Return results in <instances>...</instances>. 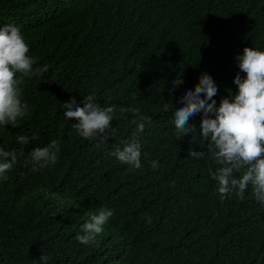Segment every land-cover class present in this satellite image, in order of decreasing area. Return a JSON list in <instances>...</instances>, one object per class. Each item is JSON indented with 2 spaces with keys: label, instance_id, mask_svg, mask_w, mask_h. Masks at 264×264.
Returning a JSON list of instances; mask_svg holds the SVG:
<instances>
[{
  "label": "trees",
  "instance_id": "1",
  "mask_svg": "<svg viewBox=\"0 0 264 264\" xmlns=\"http://www.w3.org/2000/svg\"><path fill=\"white\" fill-rule=\"evenodd\" d=\"M43 1L66 10L53 0H0V23L22 26L18 37H6L3 45L12 51L0 52V65L26 62L32 79L19 84L24 106L7 104L22 119V132L5 129L0 148L18 145L19 158L40 146L50 153L32 165L33 181L50 190L44 212L0 204V264H264V98L257 100L264 92V0H208L224 8V46L189 19L167 28L151 0L130 23L94 30L122 0H75L79 15L72 17L85 26L71 41L84 53L78 66L91 53L103 65L126 66L90 87L98 111L115 116L86 139L69 133L61 100L44 104L50 89L56 94L67 79L54 70L55 46L39 42L52 35L36 20L35 6ZM87 89L84 82L61 95L78 98ZM96 110L86 107L84 114ZM241 117L240 129L252 142L228 162L240 170L238 178L225 173L214 195L206 183L213 165L202 151L226 122ZM181 163L199 173L187 180L189 194L177 182L155 201L150 193L157 182L167 186L166 178L184 177Z\"/></svg>",
  "mask_w": 264,
  "mask_h": 264
},
{
  "label": "clouds",
  "instance_id": "2",
  "mask_svg": "<svg viewBox=\"0 0 264 264\" xmlns=\"http://www.w3.org/2000/svg\"><path fill=\"white\" fill-rule=\"evenodd\" d=\"M53 1L58 6H64L66 8L65 12H57L52 2H50V6L44 1L42 4L35 6L36 20L49 27L48 30L52 31V35L50 36H41L39 42L45 48L55 46L52 49L56 50L55 57L57 58L54 70H63L67 80L56 94L52 88L50 89L52 96L47 97L44 100V104L47 107H51L61 100L59 115L65 121L69 133L73 136L72 130L79 138L86 139V132H88V137L92 136L96 124H110L115 116L110 109L103 112L98 111L95 99L90 98V87L92 84L98 86L100 76L104 77L106 73L111 74L115 71L124 70L126 66L125 63L118 66L103 65L97 54L91 53L87 57V65L79 67L78 64L83 59L84 53L78 46H74L71 43L75 38V34L85 31L83 29L85 26L82 28L78 27L80 17H72V13L78 14L76 13V8L79 5L75 0ZM143 1L145 0H122L116 13H123V15L115 13L105 23L94 24V30L99 26L110 27L111 29L118 23H130L134 15L140 11V8L146 7ZM151 1L154 3V12L159 18L165 20L167 28L171 24L180 25L184 19H189L214 45L224 46L225 32L223 33L222 29L224 8L220 3L208 0H199L198 2L192 0L190 3H186L183 0ZM83 10L87 11L86 9ZM33 18L34 16L32 15L30 21ZM20 29H22V26L18 22L16 24L13 22L7 24L0 23V52L11 50L3 44L6 43V37L10 35L18 37L21 32ZM226 40L228 39L226 38ZM28 56L32 59L29 53ZM224 69L230 70L226 66ZM28 79L32 84L26 62L23 63V68L18 66L2 67L0 65V138L3 135V131L7 128H16L18 134L22 132L23 126L20 124L22 119L7 104H11L13 107L24 106L26 101L20 96L19 84L27 85ZM84 82L88 84L87 94L78 98L69 97L67 100L63 99L65 93L76 91ZM61 93H63V96ZM37 96L38 94H33L29 101L35 99ZM261 98H264L262 89L257 100ZM6 107L13 114L9 113ZM86 107L90 110H97L91 115H87L84 114ZM99 107L101 106L99 105ZM66 109H69L71 112ZM53 118L54 115H47V122H51ZM241 122L242 117L229 124L226 122L221 130L213 136L214 139L206 145L207 148H204L202 151L204 159L213 165L211 180L206 179L211 183L205 182L211 186L214 195L219 191L216 180L219 178L221 182L226 177L225 173L232 174L238 178L240 170L229 165L228 162L241 156L242 151L252 142L240 129ZM42 136L47 137L44 134ZM51 144L53 143L51 142L47 145ZM45 150L42 149V146L34 147L29 150L28 156H21L19 158L18 145L12 144L11 149L0 148V204L13 201L20 206L16 208L17 210L20 209L21 211L28 206L30 209H39L40 213L44 212L42 209H44L45 203L50 196V190L46 186H39L33 181L32 165L40 166L36 163V160H47L49 158L50 153L48 150ZM199 152L195 154H199ZM187 166L192 168L188 163ZM177 169L183 173L184 177L174 176L166 178L168 182L167 186H163L162 180L157 182L150 193L155 201H160L172 193L171 189L175 188L177 182H183L184 194L185 196L189 194L190 189L188 191L187 180L190 175H198L199 173L193 169H187L183 163L178 164ZM21 171H25V174ZM185 196L183 195V197ZM49 208L48 206L45 210Z\"/></svg>",
  "mask_w": 264,
  "mask_h": 264
},
{
  "label": "rangeland",
  "instance_id": "3",
  "mask_svg": "<svg viewBox=\"0 0 264 264\" xmlns=\"http://www.w3.org/2000/svg\"><path fill=\"white\" fill-rule=\"evenodd\" d=\"M193 177L196 176L195 174L192 175Z\"/></svg>",
  "mask_w": 264,
  "mask_h": 264
}]
</instances>
